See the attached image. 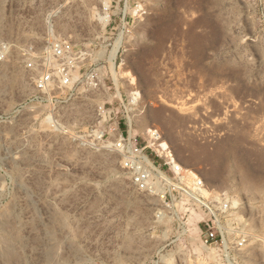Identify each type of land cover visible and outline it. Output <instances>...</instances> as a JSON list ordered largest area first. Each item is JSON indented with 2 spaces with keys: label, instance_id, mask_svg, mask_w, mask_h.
Instances as JSON below:
<instances>
[{
  "label": "rangeland",
  "instance_id": "374dc122",
  "mask_svg": "<svg viewBox=\"0 0 264 264\" xmlns=\"http://www.w3.org/2000/svg\"><path fill=\"white\" fill-rule=\"evenodd\" d=\"M102 6L0 0V264H264V0H155L113 38L96 19ZM59 41L104 57L97 88L35 92L25 63ZM126 116L142 146L156 129L152 149L165 144L228 196L250 238L235 261L202 245L199 215L132 187L108 149L112 132L102 144L90 134L124 133Z\"/></svg>",
  "mask_w": 264,
  "mask_h": 264
},
{
  "label": "built area",
  "instance_id": "2783aa9c",
  "mask_svg": "<svg viewBox=\"0 0 264 264\" xmlns=\"http://www.w3.org/2000/svg\"><path fill=\"white\" fill-rule=\"evenodd\" d=\"M154 1L108 0L107 6H102L100 12L107 15L104 31L112 38L122 37L131 26L149 15ZM88 55L87 50L80 46L59 41L33 56L26 61L25 67L33 75L31 81L35 92H51L55 86L66 89L72 81H78L87 88H97L102 78L97 65L103 62L104 57L92 53L90 60ZM4 56L5 47L0 43V61L4 60ZM123 123L124 133L117 124L108 130L102 125L93 126L90 134L97 144H102L105 134L112 132L114 137L108 143V149L119 155V166L132 187L157 199L164 209H175L182 215H199L202 245L212 250L222 262L235 261L246 251L250 238L242 229L228 196L209 189L196 172L181 167L168 146L161 152L152 149L154 142L161 139L156 129L148 130L146 144L142 146L136 135H132V122L127 116ZM50 128L55 130L59 127L51 123Z\"/></svg>",
  "mask_w": 264,
  "mask_h": 264
},
{
  "label": "bare ground",
  "instance_id": "6f19581e",
  "mask_svg": "<svg viewBox=\"0 0 264 264\" xmlns=\"http://www.w3.org/2000/svg\"><path fill=\"white\" fill-rule=\"evenodd\" d=\"M102 1H103V6L106 7L107 6V0H102ZM97 14H98V16L96 17V19H97L98 22L101 23L102 28H103L104 24L106 25L107 15L105 13H99V12H97ZM119 42L120 41H118V39L115 41V44H114L112 50L107 55V62L109 63V67H110L112 76L114 78V81H117L116 77L118 76V71L116 70V65L114 63L115 62L114 60H115V57H116L117 50L119 49L118 47H120L119 46ZM120 75H121L120 76L121 79H128L129 84L130 85H134L135 78L131 74H129L128 72H124L123 74H120ZM131 94L135 95L136 93L133 92ZM119 96H120V94H119ZM134 100H135V98L133 97L132 102H134ZM161 146H163V148L167 147V146H165V144H162ZM233 149L235 150L236 148H233ZM234 150L231 152L230 156L233 159H238V156H237V154L235 153ZM161 151H163V150H161ZM246 174L248 176H252V168L251 167L247 166V173ZM233 204H235V203L233 202Z\"/></svg>",
  "mask_w": 264,
  "mask_h": 264
}]
</instances>
